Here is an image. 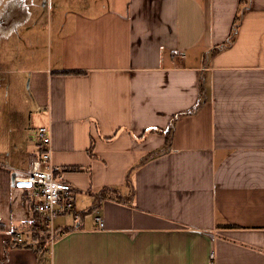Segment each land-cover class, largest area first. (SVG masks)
I'll return each instance as SVG.
<instances>
[{"label": "crops", "instance_id": "1", "mask_svg": "<svg viewBox=\"0 0 264 264\" xmlns=\"http://www.w3.org/2000/svg\"><path fill=\"white\" fill-rule=\"evenodd\" d=\"M2 1L8 21L32 24L31 4ZM46 1L59 21L55 47L20 71L30 108L14 103L1 117L0 264H264V0H251L234 42L215 55L240 0ZM69 4L79 10L58 12ZM201 81L204 102L175 120L169 150L134 171L132 205L94 207L104 187L129 194L127 172L166 147L177 115L201 103ZM8 87L15 93L14 79ZM43 125L82 214L55 219L48 256L14 243L16 232L33 243L31 201L13 175L47 148Z\"/></svg>", "mask_w": 264, "mask_h": 264}, {"label": "rangeland", "instance_id": "2", "mask_svg": "<svg viewBox=\"0 0 264 264\" xmlns=\"http://www.w3.org/2000/svg\"><path fill=\"white\" fill-rule=\"evenodd\" d=\"M0 0V17L2 18L3 26L0 30V128L6 125V121H9V118H1L4 114H7L10 111L11 107L15 103L16 108L14 111L16 112H25L27 108L32 105L31 99L29 98L27 92V76L22 74L20 71L25 67H29L30 63L34 65H38L41 63V59H46L45 57H49L51 47H55L57 32L59 29V21L55 20V9L53 10V6H49L46 0H18L23 4L26 2L28 5L31 4L32 13H35L33 16L32 24L22 25L21 21L18 23L10 22L7 18H11L13 12L10 11L8 16L6 17V5L1 4ZM46 1V3H45ZM6 3V1H5ZM46 4V7L43 5ZM26 7V6H25ZM79 6H72V4L68 5V10H60L58 12L61 13H70L78 11ZM28 8V7H27ZM18 4V12L17 18L21 17V20H25L28 17V12H26L25 16L22 12ZM39 14V15H37ZM17 21V20H16ZM31 35L34 37L32 38ZM53 45H52V43ZM35 55L34 59L31 61L28 59L31 55ZM49 61V59L47 58ZM29 64V65H28ZM42 65V63H41ZM10 71H16L17 77L14 78V74L11 75ZM8 71V72H7ZM14 79V84L16 88H13L15 93H12L9 90V84L12 83ZM7 93L14 94V99H6L4 96ZM86 201V199H84ZM84 210L86 208L85 203H78V209ZM34 240H38L40 243H46V252L39 253L41 255H47L49 253V243L45 237L35 236ZM38 244V243H37ZM39 245H36L38 248Z\"/></svg>", "mask_w": 264, "mask_h": 264}, {"label": "built area", "instance_id": "3", "mask_svg": "<svg viewBox=\"0 0 264 264\" xmlns=\"http://www.w3.org/2000/svg\"><path fill=\"white\" fill-rule=\"evenodd\" d=\"M37 133L47 148L30 158L28 169L18 172L14 183L17 187L27 190L31 201L35 218L34 227L28 232L30 238L33 240L37 235L45 237L51 248L58 237L55 219L70 214L75 221L80 223L82 214L77 210L75 187L55 176V168L51 163V137L48 126H40ZM96 222L99 228L104 227L101 216H97ZM15 234L14 239L17 243L22 244L27 241L23 233L16 232Z\"/></svg>", "mask_w": 264, "mask_h": 264}, {"label": "trees", "instance_id": "4", "mask_svg": "<svg viewBox=\"0 0 264 264\" xmlns=\"http://www.w3.org/2000/svg\"><path fill=\"white\" fill-rule=\"evenodd\" d=\"M250 5H251V0H240L239 10H238L237 15L235 17V20H234V23H233V27H232V31H231V34L229 36L228 41L225 42L222 46L215 47L212 50V55H215L216 53H218L222 49L230 46L234 42L235 37H236L237 32H238V29H239V26H240V23L242 21V18L244 16V14L246 13V11L248 10V8L250 7ZM66 73H68V74H79L81 72H66ZM200 90H201V96H202L201 103H199V105H197L195 108H193L192 110H190L188 112H184L182 114H178L177 117L174 119L172 126L166 132V136H167L166 147L161 149V150H158V151H155V152H152V153L146 155L140 161H138L127 172V174H126V184H127V187L129 188V194L126 196L122 192L121 188L117 187V186L104 187L101 190H99L97 193L92 195V197H93V199L95 201L94 207H98L99 203L102 202L105 199H112V200H116V201H119V202H122V203H125V204L132 205L133 198H134V193H135V189H134V186L132 184V175H133L134 171L137 170L138 168H140L142 165H144L146 162H148L152 158L157 157V156H159L161 154H164V153H166L169 150L168 147L170 146L172 135L174 133L175 120H177L179 117L193 114L203 104L204 99H205V92H206L204 81H201V83H200ZM66 170L82 171L83 169L82 168H78V167H68V168H66ZM57 174H58V171L55 169V176H57ZM85 213H89V212H85ZM83 214H84V212H83ZM68 230H70V229H68ZM57 233L59 234V232H57ZM14 241H15V239H14ZM14 243L17 244V246H20V247H27V246H31V245L32 246L33 245L34 246L39 245L38 248H36L38 250V253H45L47 251L45 242H41L40 243L38 240H34V239H33V243H31L29 241H25L22 244H19L16 241Z\"/></svg>", "mask_w": 264, "mask_h": 264}, {"label": "water", "instance_id": "5", "mask_svg": "<svg viewBox=\"0 0 264 264\" xmlns=\"http://www.w3.org/2000/svg\"><path fill=\"white\" fill-rule=\"evenodd\" d=\"M147 133H148V132H147ZM16 175H17V173H14V175H13V181H14Z\"/></svg>", "mask_w": 264, "mask_h": 264}]
</instances>
